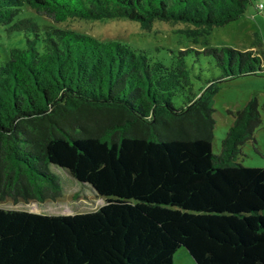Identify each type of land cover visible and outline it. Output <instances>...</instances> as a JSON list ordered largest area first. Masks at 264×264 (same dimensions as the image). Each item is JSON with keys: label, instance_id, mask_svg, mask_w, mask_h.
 <instances>
[{"label": "trees", "instance_id": "16d2710c", "mask_svg": "<svg viewBox=\"0 0 264 264\" xmlns=\"http://www.w3.org/2000/svg\"><path fill=\"white\" fill-rule=\"evenodd\" d=\"M251 2L0 0V25L20 42L0 52V200L61 197L63 170L103 201L75 214L0 208V264H173L181 247L196 264H264V167L239 162L261 125L255 97L212 149L219 83L256 74L259 55L189 47L166 64L17 17L28 6L54 22H181L197 38Z\"/></svg>", "mask_w": 264, "mask_h": 264}, {"label": "rangeland", "instance_id": "374dc122", "mask_svg": "<svg viewBox=\"0 0 264 264\" xmlns=\"http://www.w3.org/2000/svg\"><path fill=\"white\" fill-rule=\"evenodd\" d=\"M262 0H252L243 15L222 26L213 27L208 34L197 38L185 34L184 23H170L155 20L148 30L141 28L138 22L125 18L104 20H86L67 18L62 22H54L46 16L39 15L28 6L21 9L17 17H30L40 25H51L68 28L80 34L92 36L102 41H119L135 51L147 53L152 58L164 63L170 62V51L193 47H230L238 50H253L261 58L260 70L256 74L239 75L219 83L214 96L212 149L220 152L221 140L232 125L234 114L255 97L261 116V125L254 133V139L242 146L239 162L247 167H264V13L257 9ZM8 25H0V52L6 56L11 46L20 42L15 40L13 32H7ZM206 77H218L220 71L206 66ZM60 174L64 187L61 197L39 202L35 199L0 200V208L26 210L44 214H75L94 211L103 203L88 186L74 180L63 170H54ZM173 264H196L187 249L181 247L173 255Z\"/></svg>", "mask_w": 264, "mask_h": 264}, {"label": "water", "instance_id": "95a60500", "mask_svg": "<svg viewBox=\"0 0 264 264\" xmlns=\"http://www.w3.org/2000/svg\"><path fill=\"white\" fill-rule=\"evenodd\" d=\"M67 173V172H66Z\"/></svg>", "mask_w": 264, "mask_h": 264}]
</instances>
